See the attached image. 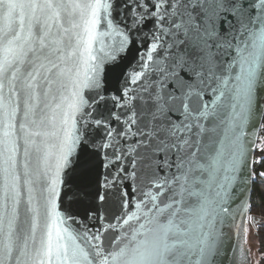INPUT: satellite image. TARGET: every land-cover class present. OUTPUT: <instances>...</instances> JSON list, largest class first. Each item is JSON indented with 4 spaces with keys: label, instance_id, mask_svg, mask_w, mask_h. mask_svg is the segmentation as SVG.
I'll return each instance as SVG.
<instances>
[{
    "label": "snow or ice",
    "instance_id": "6c2138e0",
    "mask_svg": "<svg viewBox=\"0 0 264 264\" xmlns=\"http://www.w3.org/2000/svg\"><path fill=\"white\" fill-rule=\"evenodd\" d=\"M262 230L264 0H0V264H261Z\"/></svg>",
    "mask_w": 264,
    "mask_h": 264
},
{
    "label": "trees",
    "instance_id": "16d2710c",
    "mask_svg": "<svg viewBox=\"0 0 264 264\" xmlns=\"http://www.w3.org/2000/svg\"><path fill=\"white\" fill-rule=\"evenodd\" d=\"M261 235L264 236V230H262ZM261 250L264 251V248H262ZM257 255H258V253H257ZM261 264H264V261H262Z\"/></svg>",
    "mask_w": 264,
    "mask_h": 264
},
{
    "label": "rangeland",
    "instance_id": "374dc122",
    "mask_svg": "<svg viewBox=\"0 0 264 264\" xmlns=\"http://www.w3.org/2000/svg\"><path fill=\"white\" fill-rule=\"evenodd\" d=\"M253 259H255V256L253 257Z\"/></svg>",
    "mask_w": 264,
    "mask_h": 264
}]
</instances>
